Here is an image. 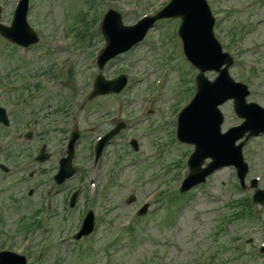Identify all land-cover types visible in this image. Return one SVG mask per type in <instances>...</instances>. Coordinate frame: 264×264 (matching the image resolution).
I'll return each mask as SVG.
<instances>
[{
    "label": "rangeland",
    "instance_id": "1",
    "mask_svg": "<svg viewBox=\"0 0 264 264\" xmlns=\"http://www.w3.org/2000/svg\"><path fill=\"white\" fill-rule=\"evenodd\" d=\"M165 1L91 0L92 6L84 18L87 0H30L27 19L38 32L39 41L27 51L18 52L0 37V82H9L13 88L12 103L6 102L11 97L3 102L22 113L20 118L14 117L9 128L0 129V161L17 166L14 172L0 171V242L13 251H21L28 242L25 236L31 235L35 244L30 241L25 247L30 264H36V258H40L37 264H54L57 257V264H254L249 251L264 244V207L253 203V208L246 201L244 211L256 215H235L236 201L241 199L242 208V198L250 197L253 189L238 185L232 167L214 171L206 182L181 196L175 191L187 173V158L193 150L192 144L177 141L176 118L195 91L193 75L197 73L181 52L177 18L162 25L156 22L145 40L105 64L101 70L105 77L117 72L129 75L124 90L87 99L99 71L93 55L104 45L99 23L95 22L101 11L113 7L124 13L123 21L128 23ZM13 2L0 0L3 22L8 19ZM208 4L215 16L216 37L222 47L232 48L234 63L230 75L235 80L244 77L242 81L252 88L247 100L262 104L264 0H208ZM92 17L95 21L91 23ZM73 28L77 32L70 34ZM56 37L63 46L52 43ZM251 68L257 69L259 78L257 72L251 73ZM164 69L167 75L161 76ZM206 74L215 76L214 71ZM20 77L31 78L21 81ZM155 78L162 80L161 93L155 89ZM58 81L61 84L56 86ZM9 95L0 94V100ZM150 96L153 101L146 112L154 111L141 116L144 98ZM58 106L64 108V113H56ZM220 108L224 114L222 130L239 123L231 101ZM118 121H124L127 127L110 140L94 164L91 142ZM73 127L81 133L73 161L76 172L63 191H56L55 206L46 209L41 191L52 183L50 176L56 171L65 134ZM26 131H31L29 139L24 137ZM131 137L138 141L137 150L129 143ZM41 143L46 144L50 157L38 163L33 157ZM256 143L259 151L247 148L249 160L264 163V137L253 144ZM22 161L24 166H19ZM94 166L98 169L96 179ZM89 178L96 180L97 194L90 200L85 196ZM28 185L33 186V195H27ZM70 189H78L80 195L72 209L67 205ZM131 194L135 199L127 201ZM145 202L149 204L147 212L135 215ZM88 206L98 213L97 224L86 240H75L72 233L78 216ZM34 219L40 220L41 226L30 227L29 234L20 232ZM43 245L46 249H42ZM219 245L225 248L217 250L214 257L213 248ZM230 245H240L242 251L230 250ZM42 251H47L49 257L45 258ZM209 254L211 257L205 259ZM254 259L257 264H264V253Z\"/></svg>",
    "mask_w": 264,
    "mask_h": 264
},
{
    "label": "water",
    "instance_id": "2",
    "mask_svg": "<svg viewBox=\"0 0 264 264\" xmlns=\"http://www.w3.org/2000/svg\"><path fill=\"white\" fill-rule=\"evenodd\" d=\"M26 2L27 0H23L22 5L24 7ZM24 7L17 13L16 27L23 25ZM167 15L181 17L182 21L178 32L183 41L184 52L193 64L201 70L197 76V92L192 101L180 112L177 122L178 138L195 145L194 152L189 159L190 177L187 178L183 187V189H186L195 183L203 181L204 177L216 167L224 164H234L238 167L242 161L240 145H234L235 139L238 138L241 132L233 135L232 133L237 131L238 128H231V131L220 134V124L223 117L217 108V105L224 100L236 96L239 83L234 82L229 77L227 66L231 63V59L220 53V47L212 34L213 18L205 0H172L162 13L150 18V23L157 17ZM0 29H2L1 26ZM2 30L5 34V30ZM106 35L107 48L104 50L105 55L100 59V62L117 51L129 47L133 42L141 38V35L133 37L127 40L121 49L109 53L111 47L116 43L117 37L111 31H107ZM7 36L12 38L9 33ZM107 53L108 55H106ZM224 63L226 66L221 68ZM206 69L219 71L218 77L214 81H209L203 75ZM123 83L124 80L119 82L118 79L103 81L99 76L96 79L92 95L101 92L118 91ZM243 96L244 93L241 96L242 103L239 105L236 103L235 109L240 115L245 116ZM249 123L250 121L247 120L242 124V127H248ZM69 156L65 158V161L69 160ZM207 156L212 157L213 161L208 163L205 168H201V164ZM197 173H199V177L193 179ZM88 224L87 230L91 228V219H89ZM10 255L14 254L0 252V264H9ZM19 262L22 261L17 260L12 264H19Z\"/></svg>",
    "mask_w": 264,
    "mask_h": 264
}]
</instances>
